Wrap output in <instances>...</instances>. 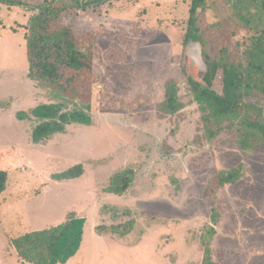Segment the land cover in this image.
<instances>
[{
    "label": "rangeland",
    "instance_id": "374dc122",
    "mask_svg": "<svg viewBox=\"0 0 264 264\" xmlns=\"http://www.w3.org/2000/svg\"><path fill=\"white\" fill-rule=\"evenodd\" d=\"M189 7L190 0H112L64 13L79 42L93 36L92 122L33 143L37 121L19 120L18 111L73 104L27 75L25 26L35 11L0 4V170L7 173L0 264H29L13 239L71 212L86 221L66 264H200L205 255L219 264H264V150L238 149L236 127L207 120L188 84L194 70L198 77L205 70L203 53L214 58L225 49L243 63L247 32L232 20L227 0H207L198 14L200 41L184 44ZM221 78L219 69L212 84L218 92ZM169 79L183 106L165 115L157 105ZM255 93L248 95L264 116ZM78 163L80 177H53ZM239 163L242 177L218 185V172ZM129 168L127 189L110 192L111 176Z\"/></svg>",
    "mask_w": 264,
    "mask_h": 264
},
{
    "label": "trees",
    "instance_id": "16d2710c",
    "mask_svg": "<svg viewBox=\"0 0 264 264\" xmlns=\"http://www.w3.org/2000/svg\"><path fill=\"white\" fill-rule=\"evenodd\" d=\"M112 0H44L29 6L23 0H0V4L22 6L34 10L25 29V48L28 77L54 96L67 100L73 108L65 109L60 102L41 103L29 113L18 111L19 120L33 117L37 123L31 130V141L39 143L54 134L62 133L71 124L89 126L92 122L91 93L93 72V36L89 34L79 42L73 29L63 24L66 12L97 7ZM231 7L232 20L247 32L243 47L244 62L231 61L225 49L219 56L206 53L205 70L201 77H188L189 89L194 100L206 113L207 120L225 121L238 131L237 147L241 151L256 148L264 150V116L259 101H252L249 93L256 91L257 98L264 99V0H227ZM207 8V0H190L187 30L183 43L200 41L198 14ZM222 72V88H212L217 71ZM176 80L164 83L163 99L157 109L163 114L178 112L183 104L178 94ZM242 163L217 174V184H233L243 174ZM82 164H75L55 175L56 181L78 178L83 174ZM134 176L132 169L114 173L108 190L122 194ZM7 186V173L0 170V193ZM86 219L68 213L66 220L58 225L34 230L13 239L17 254L29 264H66L79 250ZM212 219L210 235L214 232ZM200 264H219L204 256Z\"/></svg>",
    "mask_w": 264,
    "mask_h": 264
}]
</instances>
